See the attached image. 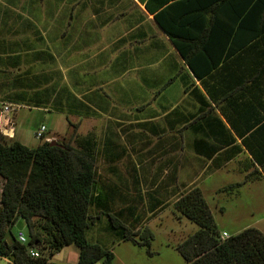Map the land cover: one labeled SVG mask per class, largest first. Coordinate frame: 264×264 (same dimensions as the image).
<instances>
[{
    "label": "crops",
    "instance_id": "1",
    "mask_svg": "<svg viewBox=\"0 0 264 264\" xmlns=\"http://www.w3.org/2000/svg\"><path fill=\"white\" fill-rule=\"evenodd\" d=\"M245 2L0 0V131L16 138V108L65 115L66 134H97L109 204L155 211L209 179L212 212L247 210L264 232V11ZM126 158L130 189L106 185Z\"/></svg>",
    "mask_w": 264,
    "mask_h": 264
},
{
    "label": "trees",
    "instance_id": "2",
    "mask_svg": "<svg viewBox=\"0 0 264 264\" xmlns=\"http://www.w3.org/2000/svg\"><path fill=\"white\" fill-rule=\"evenodd\" d=\"M245 3L251 12L264 11V0ZM148 8L151 9L149 5ZM160 12L156 14L158 23L177 42L179 35L161 17L166 11ZM4 139L1 134L0 178L4 183L0 201V252L9 259V264H57L44 253L53 256L70 245L79 249L76 264H95L100 260L103 264H114L113 251L88 240L91 223L107 213L121 238L134 240L140 230L134 232L128 228L111 210L113 205L108 202L112 196L101 187L97 172L96 132L75 134L68 142L52 140L63 146L44 140L37 147H30L16 139ZM173 206L199 227L178 246L188 264H264V232L248 227L222 238L223 232L200 187L182 193ZM123 211L116 214L123 215ZM20 219L28 229L27 244L20 243L13 231ZM150 237V233L144 237L147 245L151 244ZM30 248L37 249L41 256L31 257Z\"/></svg>",
    "mask_w": 264,
    "mask_h": 264
},
{
    "label": "rangeland",
    "instance_id": "3",
    "mask_svg": "<svg viewBox=\"0 0 264 264\" xmlns=\"http://www.w3.org/2000/svg\"><path fill=\"white\" fill-rule=\"evenodd\" d=\"M16 109H18V117L15 123V139L30 147H37L43 142L35 136V132L42 124L48 127L46 137H55L59 141L68 142L75 134L82 132L81 125L78 123L77 130L70 128V132L66 134L69 123L65 115H58L45 108L22 107ZM73 120L77 122L75 117H73ZM6 129L9 128L6 127ZM1 134L0 131V136ZM127 160V158L124 160L126 163H123L121 169L123 171L120 172L121 178L105 179L106 185L115 184L120 186L119 188L122 191L127 190L126 188L130 189V186H132L131 180L127 178L129 176L124 172L125 166L129 164ZM149 182L150 180H139L138 186L141 190H149L150 187L147 186ZM3 183L4 181L0 178V201ZM202 186L208 203L214 207L216 197L212 191L211 181L209 179L202 180ZM119 199L111 209L115 213V218L134 232L140 230V233L134 235V240L121 238L117 235L111 217L106 213V215L103 214L94 220L95 223H91L87 231V237L91 243L100 244L103 248L113 251L115 254L114 264H188L180 253L178 246L185 238L195 233L199 227L175 209L173 206L175 198H172L163 208L155 211L150 210L149 205L146 203L135 202L136 209L134 213L124 210L123 215L116 214L124 207ZM249 213L247 210L241 211V208L231 205H227V210L223 212L213 210L219 230H227L230 234L245 229L248 223L252 221V215H249ZM131 214L134 215L131 216ZM122 227L120 226V228ZM20 230L28 236V229L23 219H20L13 227L15 234ZM148 233L152 234V237L149 238L150 245H147L144 240L145 235ZM44 254L49 261L57 264H76L79 259V249L75 245L66 246L53 256H50L48 252ZM0 264H7V261L0 260ZM95 264H103V261L100 260Z\"/></svg>",
    "mask_w": 264,
    "mask_h": 264
},
{
    "label": "built area",
    "instance_id": "4",
    "mask_svg": "<svg viewBox=\"0 0 264 264\" xmlns=\"http://www.w3.org/2000/svg\"><path fill=\"white\" fill-rule=\"evenodd\" d=\"M4 112H11V108L9 106H5L4 107ZM8 125H11L12 124V120L11 119H8L7 121ZM11 130V129H9ZM8 130V131H9ZM12 131V130H11ZM47 132H48V127L45 125V124H42L38 129L37 131L35 132V136L37 139H40V140H47V141H52V138H49V137H46L47 136ZM2 133V131H1ZM16 235V238L17 240L22 243V244H27L28 243V236L25 234L24 231L20 230L17 232ZM230 235L227 233V232H223L222 233V238H228ZM29 254L31 257L33 258H38L41 256L40 252L37 250V249H34V248H30L29 249ZM0 260H6L7 261V264H9V259L4 257L1 252H0Z\"/></svg>",
    "mask_w": 264,
    "mask_h": 264
},
{
    "label": "water",
    "instance_id": "5",
    "mask_svg": "<svg viewBox=\"0 0 264 264\" xmlns=\"http://www.w3.org/2000/svg\"><path fill=\"white\" fill-rule=\"evenodd\" d=\"M2 116H4V115H2ZM1 116V118H0V123L2 124L3 123V117ZM5 130H7L6 128H4ZM11 130H7V132H10ZM51 144L52 145H57V146H63L62 144H59V143H57L56 141H52L51 142Z\"/></svg>",
    "mask_w": 264,
    "mask_h": 264
},
{
    "label": "bare ground",
    "instance_id": "6",
    "mask_svg": "<svg viewBox=\"0 0 264 264\" xmlns=\"http://www.w3.org/2000/svg\"><path fill=\"white\" fill-rule=\"evenodd\" d=\"M9 133L12 134V131H10Z\"/></svg>",
    "mask_w": 264,
    "mask_h": 264
}]
</instances>
